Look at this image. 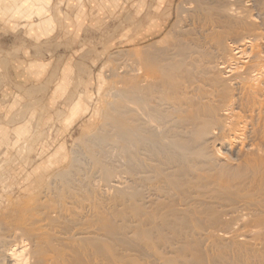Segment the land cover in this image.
<instances>
[{
  "label": "bare ground",
  "instance_id": "6f19581e",
  "mask_svg": "<svg viewBox=\"0 0 264 264\" xmlns=\"http://www.w3.org/2000/svg\"><path fill=\"white\" fill-rule=\"evenodd\" d=\"M184 1L117 70L73 201L2 225L0 264H264V0Z\"/></svg>",
  "mask_w": 264,
  "mask_h": 264
},
{
  "label": "rangeland",
  "instance_id": "374dc122",
  "mask_svg": "<svg viewBox=\"0 0 264 264\" xmlns=\"http://www.w3.org/2000/svg\"><path fill=\"white\" fill-rule=\"evenodd\" d=\"M184 2L0 0V228L13 230L14 215L38 201H73L71 188L92 169L82 140L98 133L121 89L117 70L158 39H172ZM15 61L24 82H11L8 66ZM77 155L81 175L69 169ZM65 172L75 178L68 184L58 176Z\"/></svg>",
  "mask_w": 264,
  "mask_h": 264
},
{
  "label": "crops",
  "instance_id": "0c3cea01",
  "mask_svg": "<svg viewBox=\"0 0 264 264\" xmlns=\"http://www.w3.org/2000/svg\"><path fill=\"white\" fill-rule=\"evenodd\" d=\"M19 61L11 62L8 66V74L12 79L11 82H24L23 78L25 77L24 70L19 66ZM9 87L13 88V84H9Z\"/></svg>",
  "mask_w": 264,
  "mask_h": 264
}]
</instances>
